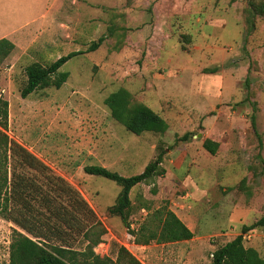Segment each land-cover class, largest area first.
Instances as JSON below:
<instances>
[{
  "label": "rangeland",
  "instance_id": "1",
  "mask_svg": "<svg viewBox=\"0 0 264 264\" xmlns=\"http://www.w3.org/2000/svg\"><path fill=\"white\" fill-rule=\"evenodd\" d=\"M247 5L248 0H50L39 30L31 28L20 39L24 49L16 63L10 54L0 62L6 133L87 201L99 221L96 254L106 255L115 240L142 264H210L216 246L264 215V164L256 159L258 152L264 159V16L250 19ZM100 36V45L88 50ZM72 51L80 53L61 66L68 76L59 88L21 97L26 65L48 64ZM119 87L161 114L167 130L135 134L114 120L104 98ZM187 131L188 141L165 152V173L132 187L128 230L108 211L120 186L85 173L84 165L138 174L161 146H173ZM204 138L218 142L214 155L202 147ZM7 172L46 186L33 169L9 161ZM162 206L188 216L184 223L192 238L135 243L131 230ZM13 228L18 227L0 211V264H8ZM88 235L73 233L72 246L83 250L95 238ZM243 243L264 256V224L248 231Z\"/></svg>",
  "mask_w": 264,
  "mask_h": 264
},
{
  "label": "trees",
  "instance_id": "2",
  "mask_svg": "<svg viewBox=\"0 0 264 264\" xmlns=\"http://www.w3.org/2000/svg\"><path fill=\"white\" fill-rule=\"evenodd\" d=\"M245 9L250 19H253L255 14L264 16V1L248 0ZM103 40L104 36H100L98 40L90 43L88 50L97 48ZM13 48L14 44L10 40L0 38V62ZM79 53L80 51L69 52L48 64L33 61L26 65V80L20 88L21 97H27L45 87L59 88L68 76L66 71H60L61 66ZM248 83L249 80L246 79L245 85L248 86ZM104 102L110 116L135 134L144 131L164 133L168 128L161 114L136 100L125 87L111 91L104 98ZM255 104L256 102L251 104L253 110ZM250 121L254 133H257L253 113L250 115ZM7 126L8 102L0 97V211L6 213V217L18 227L12 230L8 245V264H142L124 245L115 240L109 243L106 255L100 256L93 251L101 237L94 230L99 221L96 220L92 208L77 189L64 178L48 174L47 166L37 156L10 138L6 133ZM190 136L192 132L187 131L176 137L173 146L159 145L160 152L138 174L123 176L100 164L84 165L85 173L103 176L120 186L108 211L119 216L128 230L132 209L130 199L132 187L153 175L164 174L165 169L161 162L165 152L181 142L188 141ZM202 146L210 154H215L218 142L205 138ZM256 159L264 164L259 152ZM9 161L40 173L45 179L46 186L43 188L41 183L29 179L22 173L14 172L8 177ZM254 168V164L248 166L252 175ZM244 181L245 178H242L241 182ZM261 224H264V215L250 225H243L241 231L232 239L216 246L210 254V264H264V256L256 248L245 246L243 243V235ZM89 232L95 235V238H91L90 244L83 250L75 249L72 246V234L89 237ZM130 233L134 235V242L138 244H148L151 240L159 243L177 242L193 236L189 227L167 206L154 210L147 222Z\"/></svg>",
  "mask_w": 264,
  "mask_h": 264
},
{
  "label": "crops",
  "instance_id": "3",
  "mask_svg": "<svg viewBox=\"0 0 264 264\" xmlns=\"http://www.w3.org/2000/svg\"><path fill=\"white\" fill-rule=\"evenodd\" d=\"M49 8L50 0H0V38H7L14 44V48L10 52V62L13 59V64L16 63V57L24 49L20 44V39L27 38V33L31 31V28L39 30L40 22L47 15ZM36 39L35 36L32 37V44L36 42ZM13 64L9 70L14 67ZM197 136H200V132L197 133ZM212 140L216 142V140ZM177 217L184 222L188 216L184 219L178 215Z\"/></svg>",
  "mask_w": 264,
  "mask_h": 264
},
{
  "label": "built area",
  "instance_id": "4",
  "mask_svg": "<svg viewBox=\"0 0 264 264\" xmlns=\"http://www.w3.org/2000/svg\"><path fill=\"white\" fill-rule=\"evenodd\" d=\"M247 236V234L243 235V238H245Z\"/></svg>",
  "mask_w": 264,
  "mask_h": 264
},
{
  "label": "clouds",
  "instance_id": "5",
  "mask_svg": "<svg viewBox=\"0 0 264 264\" xmlns=\"http://www.w3.org/2000/svg\"><path fill=\"white\" fill-rule=\"evenodd\" d=\"M245 234H246V233H245ZM245 234H244V235H245Z\"/></svg>",
  "mask_w": 264,
  "mask_h": 264
}]
</instances>
